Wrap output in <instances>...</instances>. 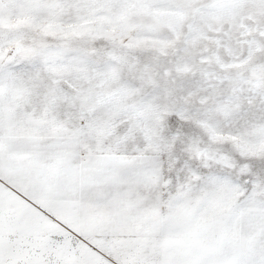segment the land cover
I'll return each instance as SVG.
<instances>
[{
	"label": "snow or ice",
	"instance_id": "1",
	"mask_svg": "<svg viewBox=\"0 0 264 264\" xmlns=\"http://www.w3.org/2000/svg\"><path fill=\"white\" fill-rule=\"evenodd\" d=\"M0 264H264V0H0Z\"/></svg>",
	"mask_w": 264,
	"mask_h": 264
}]
</instances>
